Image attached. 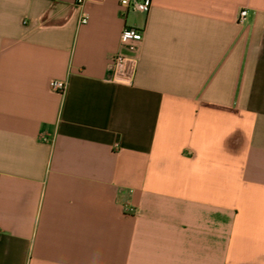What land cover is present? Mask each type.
<instances>
[{
  "label": "crops",
  "instance_id": "crops-1",
  "mask_svg": "<svg viewBox=\"0 0 264 264\" xmlns=\"http://www.w3.org/2000/svg\"><path fill=\"white\" fill-rule=\"evenodd\" d=\"M0 229V264H264V0H0Z\"/></svg>",
  "mask_w": 264,
  "mask_h": 264
},
{
  "label": "built area",
  "instance_id": "built-area-1",
  "mask_svg": "<svg viewBox=\"0 0 264 264\" xmlns=\"http://www.w3.org/2000/svg\"><path fill=\"white\" fill-rule=\"evenodd\" d=\"M86 0H77L79 4H84ZM126 12L135 11L148 14L153 5V0H116ZM248 15L247 9H242L238 15V22L242 23ZM89 20V15L84 14L81 17V23L85 24ZM144 39V33L141 29L126 26L121 33V43L127 53L118 52L111 57L110 62V78L112 82L130 85L133 82V77L138 66L137 52L140 44ZM51 90L64 94L68 82L65 80L52 79L49 83ZM132 208L128 205L126 211H131ZM1 234V229H0Z\"/></svg>",
  "mask_w": 264,
  "mask_h": 264
},
{
  "label": "rangeland",
  "instance_id": "rangeland-1",
  "mask_svg": "<svg viewBox=\"0 0 264 264\" xmlns=\"http://www.w3.org/2000/svg\"><path fill=\"white\" fill-rule=\"evenodd\" d=\"M131 14H133V13H131Z\"/></svg>",
  "mask_w": 264,
  "mask_h": 264
}]
</instances>
